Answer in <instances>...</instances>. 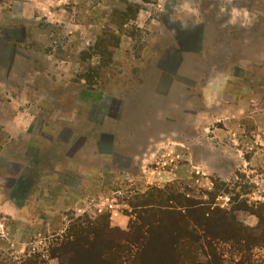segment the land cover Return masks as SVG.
<instances>
[{"label": "rangeland", "instance_id": "rangeland-1", "mask_svg": "<svg viewBox=\"0 0 264 264\" xmlns=\"http://www.w3.org/2000/svg\"><path fill=\"white\" fill-rule=\"evenodd\" d=\"M214 181L255 228L264 0H0V264H59L69 225L127 231L150 188L207 199ZM215 246L264 264V246Z\"/></svg>", "mask_w": 264, "mask_h": 264}, {"label": "trees", "instance_id": "trees-1", "mask_svg": "<svg viewBox=\"0 0 264 264\" xmlns=\"http://www.w3.org/2000/svg\"><path fill=\"white\" fill-rule=\"evenodd\" d=\"M105 53L109 57L110 52ZM212 184L205 192L207 199L173 188H150L140 195L143 199L137 205L136 220L127 231L110 226L107 219L73 223L56 236L51 257L60 258L59 264H219L218 241L246 250L264 246V204L253 210L257 226H244L215 202L228 189L215 181ZM238 208L246 210L247 205L244 202ZM201 240L207 249V263L198 262L199 253H205Z\"/></svg>", "mask_w": 264, "mask_h": 264}, {"label": "crops", "instance_id": "crops-1", "mask_svg": "<svg viewBox=\"0 0 264 264\" xmlns=\"http://www.w3.org/2000/svg\"><path fill=\"white\" fill-rule=\"evenodd\" d=\"M72 200V203H74V199H71ZM126 219L125 218H119L118 219V222H116V224H118L120 227H123L125 224H126Z\"/></svg>", "mask_w": 264, "mask_h": 264}, {"label": "built area", "instance_id": "built-area-1", "mask_svg": "<svg viewBox=\"0 0 264 264\" xmlns=\"http://www.w3.org/2000/svg\"><path fill=\"white\" fill-rule=\"evenodd\" d=\"M108 207H112V205L111 204H108Z\"/></svg>", "mask_w": 264, "mask_h": 264}]
</instances>
